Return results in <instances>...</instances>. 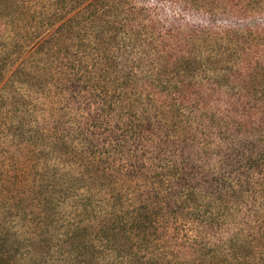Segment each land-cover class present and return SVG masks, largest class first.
Masks as SVG:
<instances>
[{
	"label": "rangeland",
	"instance_id": "rangeland-1",
	"mask_svg": "<svg viewBox=\"0 0 264 264\" xmlns=\"http://www.w3.org/2000/svg\"><path fill=\"white\" fill-rule=\"evenodd\" d=\"M0 58L11 264H264V0H0Z\"/></svg>",
	"mask_w": 264,
	"mask_h": 264
},
{
	"label": "trees",
	"instance_id": "trees-1",
	"mask_svg": "<svg viewBox=\"0 0 264 264\" xmlns=\"http://www.w3.org/2000/svg\"><path fill=\"white\" fill-rule=\"evenodd\" d=\"M84 30H86V28ZM89 35H90V33L88 31H85L84 32V39H85L86 36H89ZM76 36H77V38L80 37L81 36V32L76 33ZM97 43H100V42H97ZM45 53L46 52H44V50L42 48H40V46H39V56H41L42 54H45ZM3 60H4V58H0V77H3V73L6 72V70L4 68V65H3L4 64ZM43 60H44V58H43ZM74 76H76V74H74L73 77ZM80 81L82 83H86L82 78L80 79ZM49 85H52V84L49 83ZM0 91H4V86L3 85H2V87L0 86ZM43 95H44V99L48 102V101L53 100L54 92H46V93H43ZM94 96H97V95H94ZM97 99L99 100V104H102L103 106H107L106 99L102 95L97 96ZM44 141L45 142L42 145L45 146L46 143L48 142L49 144H47L46 146L48 148H52V143L53 142H50L51 140L48 137V135L46 136ZM0 264H11L9 262V257L8 256L6 257V255H4V254L3 255L0 254Z\"/></svg>",
	"mask_w": 264,
	"mask_h": 264
}]
</instances>
